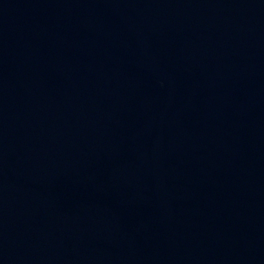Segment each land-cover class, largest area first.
<instances>
[{
  "label": "water",
  "instance_id": "obj_1",
  "mask_svg": "<svg viewBox=\"0 0 264 264\" xmlns=\"http://www.w3.org/2000/svg\"><path fill=\"white\" fill-rule=\"evenodd\" d=\"M0 264H264V0H0Z\"/></svg>",
  "mask_w": 264,
  "mask_h": 264
}]
</instances>
